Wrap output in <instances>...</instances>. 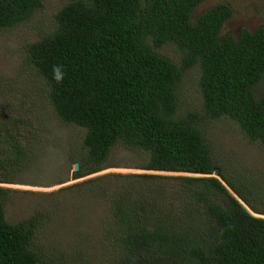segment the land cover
<instances>
[{
  "label": "trees",
  "instance_id": "1",
  "mask_svg": "<svg viewBox=\"0 0 264 264\" xmlns=\"http://www.w3.org/2000/svg\"><path fill=\"white\" fill-rule=\"evenodd\" d=\"M43 1L0 0V38L14 43L13 31L33 25ZM203 1L67 0L18 49L36 77L24 76L25 90L11 88L14 99L0 111V184H16L32 162L38 134L25 104L45 105L79 130L74 180L114 168L115 150L136 153L138 170L203 176L112 174L61 189L108 202L101 239L115 264H264V219L229 190L263 216L264 192L221 157L206 128L227 125L264 149V27L222 34L232 10L221 3L193 18ZM192 72L200 105L184 109L179 94ZM120 179L127 183L112 188ZM9 195L0 187V264L64 263L59 247L36 239L49 215L33 210L10 222Z\"/></svg>",
  "mask_w": 264,
  "mask_h": 264
},
{
  "label": "rangeland",
  "instance_id": "2",
  "mask_svg": "<svg viewBox=\"0 0 264 264\" xmlns=\"http://www.w3.org/2000/svg\"><path fill=\"white\" fill-rule=\"evenodd\" d=\"M66 1L44 0L45 9L37 12L33 18L34 24L21 30L20 35L13 31L11 37H15L14 43L6 37L0 38V90L1 85L8 86L6 96L0 92V111L3 113L14 99L10 89L25 90L27 86L25 87L24 76L32 80L36 77L32 70L21 66V54L18 51L20 45L24 44L30 34H34V28H41L49 21V13L59 9ZM221 3L232 10L231 19L221 29L222 34L236 37L242 29L253 32L264 27V0H204L194 9L192 16L195 18ZM166 55L173 61L178 59L173 50H168ZM195 78L193 72L183 78L184 87L179 96L180 106L184 109L200 105ZM37 105L31 109L28 104L24 105L25 110L31 113L29 117L38 134V140L31 146L32 162L18 175L16 184H0V187L11 191V195L7 197L6 217L10 222L16 223L33 210L48 214L50 223L36 232V239L46 238L45 246L51 244L59 247L67 256L63 258L62 264H68L66 259L71 264H115V255L109 244L101 239L103 220L108 215V202L101 196L88 195L83 188H72L62 193L59 191L104 175L145 174L146 171L134 168L138 164L136 153L115 150L110 154L113 157L112 164L116 165L114 168L104 169L81 179H72L74 161L71 155L79 146V130L64 126L47 113L49 109L45 105ZM40 113L46 116H40ZM38 117L42 119L38 120ZM226 127L227 125L217 122L206 126L207 135L211 138L210 144L223 155V159L226 156L233 168L242 175L253 178L260 186V191L264 192V149L248 144L243 140L241 132L226 130ZM160 174L162 173L156 175ZM212 176L216 177L215 174ZM109 183L113 188L114 184H125L127 180Z\"/></svg>",
  "mask_w": 264,
  "mask_h": 264
},
{
  "label": "water",
  "instance_id": "3",
  "mask_svg": "<svg viewBox=\"0 0 264 264\" xmlns=\"http://www.w3.org/2000/svg\"><path fill=\"white\" fill-rule=\"evenodd\" d=\"M73 170L74 171H78V164H74L73 165ZM152 173V172H150ZM150 173H146V174H150ZM163 175H166V176H182V177H190V178H201L203 176L201 175H198V174H187V173H179V174H175V173H163L161 172ZM155 174H159V173H155ZM160 174V175H162ZM214 174L215 176L218 174V170L215 169L214 170ZM217 177V176H216ZM229 193L231 194V196H233V198L241 205V207L253 218H258V219H264V216L263 215H259V214H256V213H253L252 211H250V209L243 204V202L238 199L230 190H229Z\"/></svg>",
  "mask_w": 264,
  "mask_h": 264
},
{
  "label": "clouds",
  "instance_id": "4",
  "mask_svg": "<svg viewBox=\"0 0 264 264\" xmlns=\"http://www.w3.org/2000/svg\"><path fill=\"white\" fill-rule=\"evenodd\" d=\"M146 173H150V172L146 171ZM146 173H145V174H146ZM155 173H161V172H152V173H150V174L156 175ZM175 174H179V173H175Z\"/></svg>",
  "mask_w": 264,
  "mask_h": 264
}]
</instances>
